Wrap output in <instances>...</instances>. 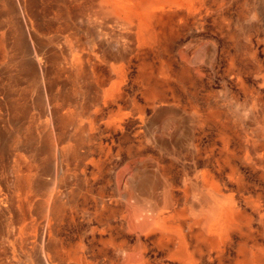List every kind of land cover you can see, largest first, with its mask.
I'll use <instances>...</instances> for the list:
<instances>
[{
    "label": "rangeland",
    "instance_id": "374dc122",
    "mask_svg": "<svg viewBox=\"0 0 264 264\" xmlns=\"http://www.w3.org/2000/svg\"><path fill=\"white\" fill-rule=\"evenodd\" d=\"M0 192V264H264V0H0Z\"/></svg>",
    "mask_w": 264,
    "mask_h": 264
},
{
    "label": "bare ground",
    "instance_id": "6f19581e",
    "mask_svg": "<svg viewBox=\"0 0 264 264\" xmlns=\"http://www.w3.org/2000/svg\"><path fill=\"white\" fill-rule=\"evenodd\" d=\"M76 12V11H75ZM81 15V14H80ZM100 31V30H99ZM94 32V31H93ZM106 34V33H105ZM27 36H29L28 34H27ZM28 38V37H27ZM27 40V39H26ZM29 41H30V48H31V52H32V54H33V63H34V65H29V73L30 74H32V72L34 71V70H36L37 68H39L41 65L40 64H42L41 62H40V59H41V56H40V54L38 53V52H36V50H35V47H34V45H33V43H31L32 41H31V39L29 38ZM27 42V41H26ZM103 42V41H102ZM27 45H29V44H27ZM29 50V49H28ZM38 50V49H37ZM28 54H30V53H28ZM43 58V57H42ZM32 59V58H31ZM47 59V58H46ZM49 60H50V58H48ZM28 73V74H29ZM47 74V73H46ZM46 76V75H45ZM44 88V87H43ZM52 132V131H51ZM46 149V148H45ZM46 151V150H45ZM41 258H44L43 257V253H42V255H41ZM42 263V262H41Z\"/></svg>",
    "mask_w": 264,
    "mask_h": 264
},
{
    "label": "crops",
    "instance_id": "0c3cea01",
    "mask_svg": "<svg viewBox=\"0 0 264 264\" xmlns=\"http://www.w3.org/2000/svg\"><path fill=\"white\" fill-rule=\"evenodd\" d=\"M1 192H0V201H1ZM6 211V209H5V206H4V204H2V205H0V213H3V212H5ZM211 226H212V224H211ZM45 243H46V231H45V229H43L42 231H41V244H40V247H39V255H40V263L41 264H50L49 263V261L47 260V258L45 257ZM42 253H43V257L44 258H41V255H42Z\"/></svg>",
    "mask_w": 264,
    "mask_h": 264
}]
</instances>
